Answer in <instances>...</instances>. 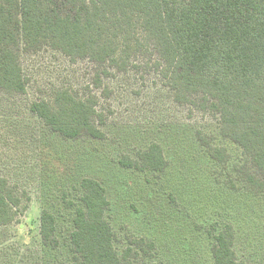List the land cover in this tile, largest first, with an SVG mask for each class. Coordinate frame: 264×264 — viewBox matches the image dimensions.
<instances>
[{
    "label": "trees",
    "instance_id": "obj_1",
    "mask_svg": "<svg viewBox=\"0 0 264 264\" xmlns=\"http://www.w3.org/2000/svg\"><path fill=\"white\" fill-rule=\"evenodd\" d=\"M148 89L183 114L162 126L195 129L219 189L264 201V0H0V264H174L171 243L114 216L108 184L76 172L70 145L103 144L123 126L120 90ZM117 165L160 179L171 163L152 142ZM205 222L207 257L180 242L176 264H264L239 254L233 222Z\"/></svg>",
    "mask_w": 264,
    "mask_h": 264
},
{
    "label": "rangeland",
    "instance_id": "obj_2",
    "mask_svg": "<svg viewBox=\"0 0 264 264\" xmlns=\"http://www.w3.org/2000/svg\"><path fill=\"white\" fill-rule=\"evenodd\" d=\"M163 92L148 89L134 100L120 90L116 97L117 123L110 128L109 139L103 144L77 142L70 144L78 157V174L103 178L109 186L115 208L114 216H127L131 229L139 235L159 239L161 245L171 243L172 262L176 264L179 243L188 244L186 258L193 249L207 257L202 238L197 237V226L205 221L233 222L238 231L239 254L253 252L252 260L264 258V201L247 195H235L219 189L211 176V163L204 156L191 126H162L183 114L162 99ZM152 142L161 143L170 159L168 171L160 178L121 170L117 163L122 154H131L148 147ZM96 149V150H95ZM114 162V163H113ZM150 180V182H148ZM66 186V185H64ZM69 185L65 188L67 189ZM148 191V199L142 200L138 191ZM173 191L177 204L170 207L166 194ZM59 195V194H58ZM58 197V196H57ZM56 204H60L57 199ZM43 205V204H42ZM138 207L134 213L131 206ZM41 203H35L26 220L29 235L36 237ZM170 208H169V207ZM156 211L161 218L155 219ZM62 220V218H59ZM124 221V219L122 220ZM28 232V231H27ZM27 232L17 231V239L24 243ZM254 238V243L247 236ZM177 250V251H173ZM179 254V252H178ZM204 259V258H203ZM244 260V258H243Z\"/></svg>",
    "mask_w": 264,
    "mask_h": 264
}]
</instances>
